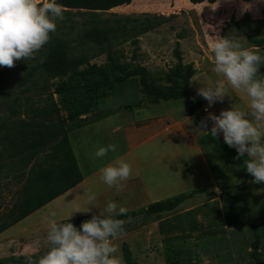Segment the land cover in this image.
Listing matches in <instances>:
<instances>
[{
  "label": "rangeland",
  "instance_id": "1",
  "mask_svg": "<svg viewBox=\"0 0 264 264\" xmlns=\"http://www.w3.org/2000/svg\"><path fill=\"white\" fill-rule=\"evenodd\" d=\"M56 2L58 3V0ZM245 2L252 3L253 7L242 15L241 0H203L196 3L189 0H130L107 10L95 11L63 6V20L56 22V30L50 33V39L53 34H59L62 29L73 26L69 37L75 40L72 43L74 46L69 48L70 56L84 55L89 63L105 68H110L113 63H118L122 68L141 65L147 69L150 81L158 86L178 82L171 75V70L178 62L191 64L194 73L188 89L195 91L200 85L194 79L209 84L222 79L212 71V61L207 59L208 44L217 38V35L239 37L264 55V3H258L256 0ZM91 12H96L97 15L91 16ZM92 19L105 20L108 26L118 30L116 38L107 47L112 63L105 50L90 43L80 44L76 41L77 33L89 26L93 22ZM39 54L40 51L37 53L38 57ZM36 60H14L12 67L0 66V69H4L0 73V224L6 220V214L19 199L22 173L26 168L19 156H12L8 150L11 144H24L31 138L29 132L19 126V123L28 118L27 113L32 109L42 110L44 107L55 105L59 117H64L67 113L61 97L54 93L49 95L53 89L52 83L57 79L46 81V75L39 72L32 80L18 84L22 74ZM258 72L264 74V65L260 66ZM229 94L231 97H226L231 99V105L246 108V94L230 87ZM189 97L191 96L165 100L157 105L150 103L149 109H143L139 116L135 114L134 119H141L144 113H153L184 120L185 103L192 102ZM138 101L147 102L139 90L138 78L132 76L115 83L109 89L99 90L89 110L94 112L84 118L81 115L73 121L67 120V130L71 131L81 126L83 121L91 120L117 106L135 105ZM192 104L193 102L189 107ZM206 104L203 100L197 108L202 114H206L203 110ZM219 104L220 102H216L212 106L217 109ZM110 121L104 120V123L92 131L85 127L86 129L70 134L75 153L78 155L79 150H84L91 156L90 168L93 169V176L86 186L92 192H100L108 187L99 180V168L109 161L112 163L117 155H121L120 158L130 164L129 176L140 175L148 180L155 176V172L151 170V161L160 154L179 153L182 160L197 157L196 154L187 152L181 139L175 134L171 136L174 146L164 143L160 147L161 151L149 149L148 141L128 152L129 141L127 142L124 131L121 129L113 132V124L110 125ZM183 126L192 137L200 136V130L190 120ZM159 128L160 126L157 127ZM147 134L148 131L145 134L141 132V136ZM163 134L166 135V132ZM108 144H113L115 151H110L101 158L92 156L98 145ZM176 147L179 149L176 150ZM208 147L211 148L209 145ZM214 153L221 164L219 169L216 165L209 164L214 179L222 180L213 189L217 195L207 199L203 195L197 197V194H191L190 197L188 195L173 200L175 206L169 211H141L134 216L120 217L124 222V234L114 243L118 244L121 256V243L124 241L128 243L138 264H166L168 259L177 260L179 264H257L252 256L256 245L261 264H264V182L252 183V177L244 170L242 161L230 158L224 152ZM193 166V163L188 164L190 169ZM83 172L87 173L85 170ZM171 175L172 181L175 180L174 173ZM95 181L100 184H95ZM147 198L140 195L136 198L137 204L129 208L140 209ZM70 204L67 196L57 198L5 230L1 237H19L29 234L36 227H42L33 238H20V243L8 242L9 246L0 251V264H27L25 257L29 256L34 264L36 257L42 254L47 246L44 217L55 212L57 218H67L73 212L69 210ZM93 210L91 209L89 214L94 213ZM83 214L73 212L71 217ZM155 222H158L157 228ZM252 224H255L259 236L257 242L254 241ZM25 243H33V248L25 250ZM122 264H125L123 259Z\"/></svg>",
  "mask_w": 264,
  "mask_h": 264
},
{
  "label": "clouds",
  "instance_id": "2",
  "mask_svg": "<svg viewBox=\"0 0 264 264\" xmlns=\"http://www.w3.org/2000/svg\"><path fill=\"white\" fill-rule=\"evenodd\" d=\"M252 7V3L241 0L240 14ZM58 20H63V5L56 0H0V66L12 67L14 60H42L37 53L55 32ZM208 49L212 71L222 79L213 84L194 79L200 86L189 99L195 103L199 97L207 102L203 109L206 117L201 118L198 129L214 138L222 135L224 144L234 148L237 157H247L243 164L251 182H264V74L258 72L264 65V55L241 38L228 35H217ZM229 87L246 94V108L232 104L218 114L209 112L214 103L231 97ZM110 151H115L113 144L98 146L92 156L101 158ZM130 173V164L117 158L99 168V180L118 194ZM82 195L84 208L73 212H91L89 205L97 207L94 192L84 188ZM126 211L117 200L109 199L98 214L81 221L78 227L70 220L73 212L66 220L57 218L55 212L49 213L44 217L46 250L34 264H122L119 246L114 242L124 234V222L117 217ZM25 259L27 264H33L30 256Z\"/></svg>",
  "mask_w": 264,
  "mask_h": 264
},
{
  "label": "trees",
  "instance_id": "3",
  "mask_svg": "<svg viewBox=\"0 0 264 264\" xmlns=\"http://www.w3.org/2000/svg\"><path fill=\"white\" fill-rule=\"evenodd\" d=\"M129 1L58 0V3L65 7L85 8L95 11L107 10ZM189 1L196 3L203 0ZM89 14L91 16L97 15L96 12ZM91 21L93 22L89 26L82 28L79 31L80 33H77L78 40L76 41L80 44L90 43L99 49L105 50L109 61L112 63L110 51L107 47L116 38L118 30L115 27L108 26L105 20L92 19ZM70 30H73V26L62 29L59 34H53L40 50L39 57H42V60L37 59L35 63L31 64L18 81V84L21 85L32 80L35 74L39 72L46 75V81L57 79L52 83L53 89L49 95L52 96L53 93L59 95L67 113L64 117H59L57 114L58 108L55 105L44 107L42 110L32 109L27 113L28 118L19 123V126L29 132L31 138L24 144H11L8 150L12 156H19V160L25 163L26 168L22 173L23 179L19 199L6 214V220L0 224V232L81 181L82 175L68 139L66 121H73L89 112L99 90L109 89L115 83L136 76L139 90L148 103L193 96L195 93L194 90L188 89L190 78L194 73L191 64L178 62L171 70L172 77L177 79L178 82L175 81L167 86H158L150 81L147 69L141 65L122 68L118 63H113L110 68H105L95 63H89L84 55L70 56L69 48L74 46L72 43L75 40L69 37ZM176 56L179 58L178 53H176ZM3 71L4 69L1 68L0 73ZM63 76H67V78ZM199 99L197 97L196 101ZM141 103V101H138L135 105L138 106ZM202 117H206V114H202L199 109H196L189 116L196 126L199 125ZM210 126L211 122H209ZM205 137L207 142L215 149L242 161L247 159L246 156L237 157L235 149L224 144L218 135L214 138L206 133ZM175 199L150 204L147 211L169 210L175 206L173 201ZM127 215L129 214L124 213L117 218ZM90 216H77L70 218V220L78 227L81 221L89 219ZM251 229L254 241L257 242L259 236L255 224L251 225ZM121 254L125 264H138L128 243H121ZM252 256L257 264H261L256 249L252 251ZM166 264H179V262L168 259Z\"/></svg>",
  "mask_w": 264,
  "mask_h": 264
},
{
  "label": "crops",
  "instance_id": "4",
  "mask_svg": "<svg viewBox=\"0 0 264 264\" xmlns=\"http://www.w3.org/2000/svg\"><path fill=\"white\" fill-rule=\"evenodd\" d=\"M176 99H179V98H176ZM162 101H165V100H162ZM191 103L192 102L185 103L184 110H183L184 120H180L178 118L172 117L171 115H160V114L154 115L153 113L151 114L144 113L141 119L139 117L138 120H135L134 119L135 114L139 116L141 114L140 112L143 109H149L150 103L145 102L138 106L136 105L117 106L111 110H108L106 112L99 114L98 116H95L91 120L83 121L81 126L79 125L77 126V128H74L73 130L67 131L68 139L71 145L72 144L71 139H70L71 132L78 131V130L81 131L85 127L86 128L89 127L90 131H92L94 130V128H97V126L104 123L103 122L104 120L110 119L111 120L110 125L113 124L111 126V130H113V132L121 130V129L124 131L123 132L124 136L126 137L127 142L129 141V145L127 146L128 152H130L132 149H136V147L142 146L145 142H148V141H149V144H148L149 149L151 150L158 149V151H161L160 147L164 143L172 144L171 136L172 134H175L176 137H179L181 139L183 146L187 149L188 153L197 155V157H195L194 159H191L192 160L191 161V160H186V158L182 160L179 157V153L171 154V153L165 152L163 155L160 154L161 156L159 155L157 156V158L151 161L152 162L151 170L155 172L154 174L155 176L150 177L149 180L140 175L129 176L125 181L122 182V189L118 194L114 193L113 189L109 187H107L106 189H103L100 192H94L95 193L94 203L96 204L97 207L92 206V205L88 206L91 209H94L93 210L94 213L92 214H98L99 208H102L105 202L108 201L109 199H115L120 204L125 206L127 209L125 213L129 214L127 216H134L137 213H140L141 211H147V208L150 204L157 203L160 201H165V200L177 198V197H186L188 195L190 197L191 194H197L196 195L197 197L198 195H203L204 197H207V199L217 195V192H214L213 189L215 185L222 180L214 179L211 169L209 167V164H212V165L214 164L219 169V166L221 167V164H220L219 159L214 156L215 154L214 152L215 151L223 152V151L215 149L211 144L207 142L206 137H205L206 132H203L200 130L199 131L200 136L198 138H196L197 136L192 137L191 135L188 134V131L184 128L183 124L187 123V121L190 120L188 112H187V107H189ZM151 104L157 105L159 104V102L151 103ZM230 106H231V99L225 96L224 100L220 102L219 108L217 109H219L220 111L221 109L228 108ZM217 109L216 107L212 106L209 112L213 114H217ZM92 112L85 113L82 115V117L84 118L85 116H87V114H92ZM157 125L160 126L159 129H157L158 127ZM187 126L191 128V125L188 124ZM147 131H148L147 135L141 136V132L145 134L147 133ZM164 132H166V135L163 134ZM218 136L222 139V135L218 134ZM208 145L211 146V148H209ZM83 146L85 149V144ZM172 146L174 145L172 144ZM71 148L73 150L77 165L80 169L82 179L75 186L71 187L64 193L58 195L51 201L56 200L57 198H61L63 196L65 197L67 196L69 200L71 201L69 210L74 211L77 208L83 209L85 206V201H84V196L82 195V190L84 188H87L86 183L93 176V172H92L93 169L90 168L91 156L89 157V154H86L84 150H83L84 153L82 152V150L81 151L79 150L78 152L80 153H78L77 155V152L75 153L73 149L74 147H72V145H71ZM178 149L179 148L176 147V150ZM188 153H186V155H188ZM120 157L121 155L115 156L112 162H114L115 159L120 158ZM229 157L233 158L231 156ZM233 159L239 160L236 158H233ZM209 160H211L212 163H210ZM109 163L110 161L107 164ZM189 163L190 164L193 163L194 165L191 169L188 167ZM83 170L87 171V173L84 174ZM173 173L176 179L172 181L171 174ZM145 179H147V181H145ZM95 184H100V182L95 181ZM140 195H144L148 197L146 201L144 202L143 206L140 209L137 208L138 210L129 208L130 206L137 204V202L135 201H137L136 198H138ZM180 204L181 203H178V205ZM169 210H162L158 212H149V211L147 212L148 213H162V212L169 211ZM75 213H84L83 215H79V216L92 215V214H89V212H83V211H77V212L75 211ZM74 217H77V216H74ZM70 218H73V217H70ZM154 225H155V228H157L158 222H155ZM9 227H7L6 229L0 232V251L1 249H4L9 246L8 242L18 241V243H20L19 241L20 238H23V237L33 238L36 235V233L40 231L42 228V227H36L29 234L19 236V237L18 236L1 237L3 233L5 232V230H7ZM24 246H25L24 248L25 250H31L33 248V243L31 244L25 243Z\"/></svg>",
  "mask_w": 264,
  "mask_h": 264
},
{
  "label": "water",
  "instance_id": "5",
  "mask_svg": "<svg viewBox=\"0 0 264 264\" xmlns=\"http://www.w3.org/2000/svg\"><path fill=\"white\" fill-rule=\"evenodd\" d=\"M202 99H199L195 103H193L189 109H188V115L190 116L197 108H199L202 104ZM256 248V245H254V249Z\"/></svg>",
  "mask_w": 264,
  "mask_h": 264
}]
</instances>
